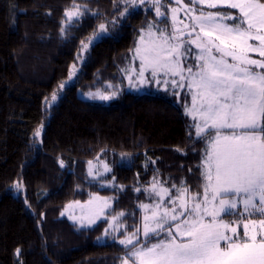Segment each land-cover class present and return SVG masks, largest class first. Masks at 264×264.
<instances>
[{
    "label": "trees",
    "instance_id": "obj_1",
    "mask_svg": "<svg viewBox=\"0 0 264 264\" xmlns=\"http://www.w3.org/2000/svg\"><path fill=\"white\" fill-rule=\"evenodd\" d=\"M73 2L0 0V264H120L126 250L104 236L108 220L79 227L61 216L67 203L96 194L114 198L107 216L126 214L125 227L114 234L120 238L139 225L138 205L154 176L170 185L185 181L194 194L203 191L199 165L206 144L185 114L188 98L125 90L104 103L78 94L121 81L142 30L154 20L152 11L130 9L80 61L81 41L124 5L75 0L88 11L62 35ZM73 64L76 75L68 80ZM63 81L68 83L49 105L45 98L51 100ZM119 154H129L130 164H120ZM95 158L111 172L90 180L86 164ZM108 182L111 187L101 186Z\"/></svg>",
    "mask_w": 264,
    "mask_h": 264
},
{
    "label": "snow or ice",
    "instance_id": "obj_2",
    "mask_svg": "<svg viewBox=\"0 0 264 264\" xmlns=\"http://www.w3.org/2000/svg\"><path fill=\"white\" fill-rule=\"evenodd\" d=\"M121 2L125 8L119 16L123 18L146 0ZM147 3L154 7L157 18H167L171 13V31L166 24L154 32L150 24L145 41L142 30L141 44L134 56L140 60V68L135 79L131 74L127 76L128 86L139 92L155 81L157 90L163 84L164 91H171L172 95H180L176 88H186L191 94L192 105L189 108L185 104V114L192 117L196 139L206 144L199 165L203 198L199 192L192 194L185 181L172 185L173 195L154 176L151 189H144L153 202L138 205L144 210L142 232L141 226L136 225L134 231L122 233L123 238L112 236L126 250L122 264H264V59L249 55L254 52L264 58V2L174 0L177 6L167 11H162V0ZM87 11V5L74 0L73 7L65 10L62 35L65 26L79 21ZM181 11L187 22L179 18ZM118 23L113 18L111 25ZM109 33V25L100 23L87 41H81L77 59L84 60L90 45ZM146 72H150L151 79ZM75 75L73 64L68 80ZM67 83H60L51 100L45 98L49 105L58 99V92ZM107 89H113V85L86 95L104 102L119 95V85L115 90ZM42 127L34 133L36 137L41 135ZM60 163L63 167V161ZM88 163L91 165L92 161ZM104 171H111L107 164ZM89 175L102 176L99 172L93 174L91 169ZM21 186L20 182L15 184L17 189ZM112 199L96 197L102 207L89 216L87 225L81 221V227L105 217ZM125 216L123 211L111 216L104 236L120 232L125 227L121 220ZM226 216L236 218L229 221ZM241 226L242 234L238 231Z\"/></svg>",
    "mask_w": 264,
    "mask_h": 264
},
{
    "label": "rangeland",
    "instance_id": "obj_3",
    "mask_svg": "<svg viewBox=\"0 0 264 264\" xmlns=\"http://www.w3.org/2000/svg\"><path fill=\"white\" fill-rule=\"evenodd\" d=\"M184 2L187 3L188 0H184ZM176 6L177 5L174 3V0H172L171 3L169 2V0H162V11H167L168 8H170V7H176ZM124 8H125V5H124ZM135 9H143V10H150V11H152V13L154 15V20L151 23H149V25L150 24L153 25V29L152 30L154 32H155L156 28L163 29L166 26V24L169 25V31H171V28H170V24H171L170 16H171V13L170 12L168 13V17L167 18H157L154 7H152V5H150L149 3H147V0H146V3L144 5H140V6H138ZM232 10H234L233 13L236 12L235 9H232ZM178 15H179V18L181 20H185V13L183 11H181ZM123 18H121L119 16V14L115 17L116 20H121ZM185 22H187V21L185 20ZM106 24L110 26L111 25V22H107ZM148 30H149V26L145 30H143V35H144V40L145 41L148 40ZM141 34H142V32H141ZM253 43H258V42H253ZM138 44H141L140 37H139L138 42H137V45ZM137 45H136V47H137ZM91 46L92 45H90V47ZM136 47L134 48V50L132 52V59H131L130 63L127 64L126 66H124V68H123L126 71H121V78H120L121 81L117 84V85L120 86L119 93L122 92V91H125V90L126 91L137 92V91L132 90V89L129 88V86H128L129 85V81L127 79V76L129 74H131L133 76V78L135 79L136 74L139 72L140 60L138 58H134ZM249 55L253 59H264V58L260 57L258 53L250 52ZM133 69L135 70V72L132 71ZM145 75L147 77H149V79H151L150 72H146ZM176 79L179 80V77H176ZM168 87L171 88V85L169 84ZM107 90L108 91L115 90V86L113 85V89H107ZM152 91L153 92L164 91L163 84H161L159 90H157V85H156L155 81H152L150 87H146L145 89H143L142 91H139L137 93L152 92ZM175 91L180 94L179 96L174 95L176 98L179 99L180 97H182V99L184 98V101H186V99L188 98V101L185 104H187L188 107L191 108V105H192V96H191V94L188 93V90L186 88H176ZM89 92H95V91H88L86 93H80V92H78V94L83 99H86V100L104 102V101H100V100L89 99L88 96L86 95ZM168 93L171 94V91H169ZM107 102H109V101H107ZM107 102H104V103H107ZM189 117L192 118L191 116H189ZM122 156H123V158H122ZM119 157H120L119 158V163L120 164H123V165H129L130 164V162H131V156L129 154H119ZM89 161H92V164L91 165H89V163H88ZM89 161L86 164V174H87V176H88V178L90 180L100 179L101 177H103V176H105V175H107L108 173L111 172V171L110 172H105L104 171V165L105 164H107L109 166V168L111 169V166L105 160H102V159H99V158H95V159L89 160ZM90 169L93 172V174H95L96 172H99V173L102 174V176H97V177L93 178V176H90L89 175V170ZM157 180L160 181V182H162V186L163 187L169 188L171 190V194H173V195L175 194V189H172V185L168 184L167 182H165L161 178H157ZM152 183H153V181H151L148 184V186L145 187V188L151 189ZM101 186L102 187H108V186L111 187L112 186V183H110V182H108V183H102ZM159 187H160V185L157 186V190H159ZM19 191L20 190L15 187L14 194L18 195L19 194ZM145 194H146V201L145 202H142V203H144V204H151L153 202V200L149 198V193L148 192H145ZM192 194H194V193H192ZM153 196H154V194H153ZM200 196H201V199H202L203 198V191H202V193H200ZM96 197H99V198H102V199L111 198V197H108V196H102V195L96 194V195L90 196V198L87 199V200H85V201H78L79 204L76 203L77 201H71V202L67 203L63 207V209L61 211V213H63V215H61V216L66 217L70 222L76 224L79 227H81V221H83V223L85 225H87L88 224V218H89V216H93L94 213L98 210V208L99 207H102V204H100L97 200H95ZM155 199L158 200L159 198L158 197H155ZM165 199L167 200L168 197L166 196ZM89 201H92V203L89 204L88 203ZM112 202L113 201L111 200V207H112ZM69 205H71V207H69ZM170 206L171 205H169V207ZM111 207L108 208V209H105V217H102L101 219L97 220L96 223L99 222V221H101V220L107 219L108 220V224H107V227L106 228L109 227V222L111 220V216H107L108 215L107 213L111 210ZM140 210H141V217H140V223H139V225L141 226V232H142L141 219H142V216L144 215V210H142V209H140ZM240 210L243 211L242 206H241V209ZM237 215H239V213ZM70 216L75 217V219H70L69 218ZM224 218H225V220H229L230 221V220L235 219L236 217L226 216ZM95 224H93L91 226H87L85 228L92 227ZM122 229L123 228H121V230ZM238 231H240L241 234H242V232H243L242 226L238 229ZM116 233H118V232H112L109 236H113ZM120 238H123V236L120 237ZM140 239L143 240L144 237L142 235H140ZM120 264H122V261H121Z\"/></svg>",
    "mask_w": 264,
    "mask_h": 264
}]
</instances>
